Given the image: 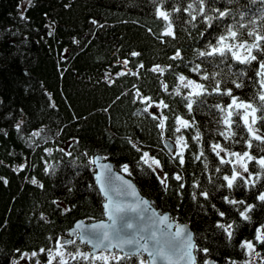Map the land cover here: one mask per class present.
<instances>
[{
  "label": "trees",
  "instance_id": "16d2710c",
  "mask_svg": "<svg viewBox=\"0 0 264 264\" xmlns=\"http://www.w3.org/2000/svg\"><path fill=\"white\" fill-rule=\"evenodd\" d=\"M23 1L0 0V264H18L25 253L32 262L45 261L76 219L102 217L103 198L89 162L95 154L120 171L127 164L131 174L123 173L154 207L189 224L196 245L195 264L244 259L246 249L240 245L246 240L253 242L264 264V244L255 241L257 227L264 225V202L257 200L264 192V170L255 160L248 162L249 172L243 176L249 184L238 178L229 190L223 176L231 175L232 164L222 165L212 151L218 143L229 152L249 151L260 158L264 144L253 140L252 148L247 147L248 132L239 116L232 117L234 137L226 141L219 134L225 128L215 106L226 107L229 96L193 97L197 102L189 114L182 99L188 90L173 95L177 75L182 74L204 84L209 92L219 81L222 92L231 89L234 96L259 106L256 72L264 52L254 50L257 60L250 64L238 63L230 53L224 57L198 53L215 45L229 25L236 26L237 43H251L250 31L264 36V0H205L206 14L213 17L211 27L203 16L191 19L187 5L193 0H25L21 5ZM157 7L171 14L175 39L161 35L165 21L157 17ZM216 9L228 15L216 19ZM178 49L181 59H170ZM134 51L140 55L133 57ZM196 64L199 74L191 71ZM157 65L165 69L163 75L151 71ZM201 75L209 79L201 80ZM233 81L243 87L236 88ZM141 97H151L154 104L163 100L168 108L154 106L144 112ZM177 115L195 121L194 127L176 133ZM162 116L168 117L163 135L157 126ZM255 127L264 133V120ZM197 131L199 142L193 139ZM35 132L40 135L34 136ZM179 135L187 144L182 166L174 150L164 144ZM142 152L160 161L162 175L169 177L166 188L156 171L138 164ZM202 192L209 194L208 199ZM224 196L245 203L231 205ZM246 205H255L248 213L250 221L239 215ZM217 210L225 215L221 217ZM218 222L233 224L231 240L216 226ZM72 241L65 244L69 250H88L78 240ZM204 248L209 250L207 255L201 251ZM119 256L123 257L119 262L109 264H140L143 257ZM83 263L81 258L69 261Z\"/></svg>",
  "mask_w": 264,
  "mask_h": 264
},
{
  "label": "snow or ice",
  "instance_id": "6c2138e0",
  "mask_svg": "<svg viewBox=\"0 0 264 264\" xmlns=\"http://www.w3.org/2000/svg\"><path fill=\"white\" fill-rule=\"evenodd\" d=\"M175 11L179 12L180 9L176 8ZM187 11L188 14L191 16L192 20H196L197 15L204 17V22L211 27L213 17L206 14V3L205 0H193L192 3H189L187 5ZM218 15L216 19H223L228 15V12L221 11L219 9L215 10ZM156 14L158 18H162L165 21V28L164 31L161 33L163 36H171L173 39H175V33L173 31V25L172 21L170 19V13L163 11L161 7L156 8ZM95 23V22H93ZM240 28H243L244 25H239ZM226 35H221L216 41L215 45H210L206 50L199 51L198 56L199 57H224L226 53H230L232 56V59L236 60L240 64H250L252 61L257 60V56L253 54L254 50L259 52H264V48L261 47V41H264V36L256 33V32H248L249 37H254V40L249 43L248 41H243L237 43V37H238V31L236 30V26L229 25L226 28ZM229 41H232L229 43ZM163 42V41H162ZM244 49L246 54L241 53L239 50ZM131 55L133 57L139 56L140 53L138 52H132ZM172 60L181 59V53L179 49L176 51L175 55L170 57ZM124 65L127 66L128 61L125 60ZM140 68H143V64L139 65ZM171 67V66H169ZM154 73H159L160 75H163L165 72V69L159 65L155 66L151 69ZM191 71L194 73L199 74L200 73V65L196 64L194 67L191 68ZM126 73H119V75H125ZM133 75H136V73H131ZM257 77L259 78V85H260V92L258 93V96L256 97L260 104L257 106L256 104L252 102H246L244 100H241L239 97L234 96L232 94L231 89H226L223 92L220 88V82L217 81L215 83V86L211 89V92L208 91V88L202 84L198 83L194 80L188 79L182 74L177 75V84L176 87L173 89V95L181 96V90L187 89V94L182 97L185 103V107L188 109L189 114L192 111V106L194 103L197 102L196 99H193V97H196L199 99L201 96L204 95H211L212 93H215L217 95H226L231 98V103H229L226 107L217 104L215 107L222 113L221 116V122L224 125L225 130L221 131L219 134L223 136V138L227 141L230 138L234 137L236 133L232 130V126L234 121L232 120V117L239 116L240 119L243 121V124L248 132V139L246 140L247 147L249 149L252 148V141L256 140L264 144V136H262L259 133V130L254 128V126L257 124L258 120H264V60L259 61V68L256 72ZM216 74L214 73L212 75V79H215ZM201 80H208V75H201ZM236 88L243 87V84L240 82L233 81ZM162 88L164 91L168 90V85L161 82ZM136 96L140 97V92L137 90ZM141 102L146 105V107L143 109L144 112H148L149 108L151 107H157V108H168V105L163 101H159L158 103H155L152 101L151 97H141ZM257 113H260L259 116H257ZM153 119H157L155 115H153ZM167 116H162L159 118L158 127L161 129V135H163V130L165 129V122L167 121ZM175 123L176 128L175 132L180 133L181 128H190L194 127L195 121L189 122L188 120L184 119L182 116L177 115L175 117ZM238 126V125H237ZM19 130V125L16 126ZM34 136H39V132L33 133ZM193 139L197 142L200 140V133L197 131L196 135L193 137ZM129 143L132 145V147L137 151L141 152V148L131 140H129ZM176 147H179V151L176 152V156L174 158H179V163L181 166L184 164V157H183V150L187 148V144L184 143V137L182 135L177 136L176 138V144L175 145H169L170 151L174 150ZM212 151L217 155L218 158H220V163L228 164L232 163V169H231V175H224L223 180L226 182L225 186L231 190L234 187L235 182L237 179L244 180V184H249V179H245V177L241 174L239 171L240 168L243 169V172L248 173V162H251L255 160V163L261 168V170H264V157L256 158L255 156L251 155L249 151H245L242 154L238 152H229L225 148L221 147L220 144H214L212 145ZM221 153H224L226 156L234 157L235 160H226L223 157L220 156ZM201 155H203V152H201ZM196 159H200V156H197ZM91 164H97L98 158L92 159L89 161ZM139 165L146 166L149 169H152L153 172H155L156 169H159L161 167L160 161L156 159L155 157H151L148 152H142L139 161ZM207 167V165H205ZM23 165L21 166L22 170ZM121 171L125 174L130 175L129 172V166L127 164L122 165ZM217 172H220L221 169L217 168ZM112 169L109 165L105 164L102 166V171L96 175V180L100 185V191L105 195V198L107 202L104 204V211L105 215L110 221V224L105 223H98V224H92L89 228H84L82 225H77V229L81 230L80 233V240L82 243H88L90 244L94 249L101 250V253L107 251L110 252L112 249H120L123 251L124 245H136V249L134 253L125 252V256L136 254L139 255L142 251L143 253H146L148 257L151 259V264H155L156 258H160L161 260H167L168 264H175V261L172 260L171 256L169 255L170 252H173L178 245L176 244V241L179 240L180 244L182 245L180 258L185 262V264H195V256L193 255V251L196 249V245L193 242L192 233L188 231L185 227H181L179 225L176 226V230L174 234H171L170 236H166L165 233H157V231H152L149 236L143 237L141 236L139 239H128V240H119L118 243H113V239H118L120 236V233L124 229H132L133 224L131 222L120 224L119 229L117 228L118 222L122 219L123 215L127 212H137L138 211V205L143 204L147 205V201H144L142 198H140L133 187V185L128 182L121 180L120 177H115V179L120 180L121 186L116 187L112 185ZM249 177H251V173H249ZM168 175L165 174L163 177L157 175V179L159 180L160 184L163 185L165 188L167 187V180ZM177 181L181 179L179 175H176L174 177ZM4 183L7 184V180H4ZM33 184H36L37 181L33 178L32 180ZM196 186V185H194ZM254 187L255 185H251ZM180 187H183L181 184ZM112 193H115L117 196H119L121 193L125 195H131L136 201V203H129L124 204L119 201H114L112 197ZM201 195L208 199V193L202 192ZM195 199V196L193 197ZM225 203L231 204V205H237V204H244L245 202L240 200L237 201L235 199H229V196L223 197ZM257 200L260 202H264V192L259 193L257 196ZM215 207V205H213ZM255 205H246V207L239 212L240 217L243 220L250 221L251 217L248 215L249 212H251L254 209ZM218 211V214L223 217L225 214L222 211ZM155 215V213H153ZM169 220L167 215L159 217V223L162 225H165L166 228L170 229V225L167 223ZM219 229H221L225 235L228 237L229 240L233 237V224H224V223H217L216 225ZM111 229V232L109 231ZM141 240H143V243H141ZM255 241L261 244H264V225H261L260 227H257L256 229V235H255ZM57 250L55 253V256H53L51 253H49V259L48 264H52V260L55 259L56 256L61 257L60 264H67V261L63 258V253L60 251V249L64 246V244L68 243H75V241H64L63 243L60 240H57ZM151 243V248L149 247V244ZM241 248L246 249L248 254H252L255 252V247L252 241H242ZM41 252H44V249L40 250ZM205 253V255L208 254V249L204 248L201 249ZM32 257H35L37 255L36 252H33ZM256 255H259V253H256ZM27 254H23L21 256V259H23ZM81 258L84 261H96L99 260L102 262V264H109L110 260H115L119 262L120 259L123 257L115 256V255H97L96 253L87 254V253H81L79 251L76 252L75 256H73V259ZM37 264H40L39 261H37ZM140 264H145L144 260L140 261ZM204 264H212V262L205 260ZM234 264V262H233Z\"/></svg>",
  "mask_w": 264,
  "mask_h": 264
},
{
  "label": "water",
  "instance_id": "95a60500",
  "mask_svg": "<svg viewBox=\"0 0 264 264\" xmlns=\"http://www.w3.org/2000/svg\"><path fill=\"white\" fill-rule=\"evenodd\" d=\"M164 144L168 149H169V145H173L169 140H165ZM96 158H98V163L95 165L92 164L93 169H94L93 178H94V182L96 184V187L98 189V192L101 195V197L103 198V201H102V217L100 219L91 220V221H84L83 219H80V218L76 219L72 223V225L67 229V235L65 237H61L60 241L62 243L64 241H72L73 239H76L80 243H82L80 240L81 230L77 229L78 224L82 225L84 228H89L92 224H98V223L110 224L111 223L110 221H108V219L105 215V211H104V204L107 202V200L105 198V195L100 191V185L96 180V175L102 171V166L107 164L112 169L111 175H112V185L113 186H116V187L121 186L120 180L115 179V177L118 176L121 178V180L130 182L133 185V187L135 188L138 196L140 198H142L144 201H147V205H143V204L138 205V211L137 212H127L123 215L122 219L118 222L117 228L119 229L120 224L127 223V222H131L133 224V228L132 229H124L120 233V236L118 239H113V243H118L119 240L139 239L141 236L147 237L150 235V233L152 231H157L158 234L163 232V233H165L166 236H170L171 234L175 233L176 226L179 225L181 227H185L188 231H190L192 233L193 242L195 244L193 231L190 228L188 223L171 219V217L167 211H160L159 209L154 207L150 203L149 199L146 198L143 194H141V192L139 191V189L137 188L135 183L132 181V179L129 178L127 175H125L122 171L116 169L111 161L103 158V156L100 154L93 155L92 159H96ZM112 197H113L114 201H119V202L124 203V204L136 203V201H134V199L131 195H125V194L121 193L119 196H117L115 193H112ZM153 213H155V215H153ZM164 215H167L169 218L167 223L171 226L170 229L166 228L165 225H162L159 223V217L164 216ZM109 231L111 232V229H109ZM141 243H143V240H141ZM83 244H85L88 247V252L90 254L98 253L99 251H101L99 249H94L88 243H83ZM176 244L178 245V247H176V249L173 252H170L169 255L171 256L172 260L175 261V264H185V262L180 258L182 245L180 244L179 240L176 241ZM151 246L152 245L150 243L149 247L151 248ZM135 249H136V245H124L123 251H121L120 249H112V250H116L119 253L125 255V252L134 253ZM140 254H143L145 256L147 264H151L152 258L148 257L147 254L143 253L142 251L140 252ZM131 255H136V254H131ZM193 255L195 256L194 251H193ZM209 261L212 262L211 260H209ZM52 264H57V263L53 262ZM155 264H168V261L167 260H161L160 258H156ZM212 264H213V262H212Z\"/></svg>",
  "mask_w": 264,
  "mask_h": 264
},
{
  "label": "rangeland",
  "instance_id": "374dc122",
  "mask_svg": "<svg viewBox=\"0 0 264 264\" xmlns=\"http://www.w3.org/2000/svg\"><path fill=\"white\" fill-rule=\"evenodd\" d=\"M24 3H25V0L21 3V5H24ZM229 43H231V42L229 41ZM239 51H240L241 53H243V54H246V52H245L244 49H240ZM254 128H256V127L254 126ZM256 129H257V128H256ZM259 133H260L262 136H264V133H261L260 131H259ZM172 143L175 145V144H176V140L172 141ZM177 151H179V147H176V148L174 149V153H176ZM241 154H242V153H241ZM220 156L223 157V158L226 159V160H231V161H234V160H235L234 157L226 156L224 153H221ZM231 164H232V163H231ZM232 166H233V165H232ZM155 171L158 173L159 176L163 177L160 168H159V169H156ZM239 171L241 172L242 175H247V174H248V173L243 172V169H242V168H240ZM56 250H57V243H56L55 247L52 248V249L48 252V254H47V258H46L45 261H40V260H39L40 264H48L49 253H51L53 256H55ZM60 251L63 253V258H64V260H66V261H67V264H69V261L73 258V256H75V254H76V252H77L78 250H74V251L69 250V249L65 246V244H64V246L60 249ZM79 252H81V251H79ZM81 253H87V254H90V253L88 252V250L85 251V252H81ZM256 253H259L258 251H256V249H255V252L252 253V254H248V252H247V250H246V257H245L244 259H241V260H234V261H232L230 264H233V262H234V264H262V262H263V257H262V255H261L260 253H259V255H256ZM96 254H97V255L103 254V255H115V256H119L121 253H119V252L116 251V250H112V251H110V252L105 251V252H103V253H101V251H99V252L96 253ZM29 257H30V255H28V254H27V256H25L23 259H21V257H20L19 260H18V264H37V261H33V262L30 261V258H29ZM60 259H61V257L56 256L55 259L52 260V263H53V262H56L57 264H60ZM76 259H79V258H76ZM142 260H144V261H145V264H147V262H146V258H145L144 256L142 257ZM84 262H85V263H83V264H94L95 261H94V262H93V261H89V262L84 261Z\"/></svg>",
  "mask_w": 264,
  "mask_h": 264
}]
</instances>
